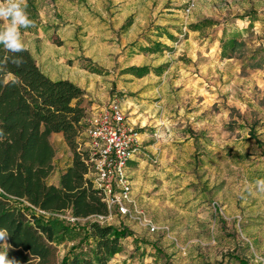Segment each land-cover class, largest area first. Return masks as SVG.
Returning <instances> with one entry per match:
<instances>
[{
	"label": "rangeland",
	"instance_id": "rangeland-1",
	"mask_svg": "<svg viewBox=\"0 0 264 264\" xmlns=\"http://www.w3.org/2000/svg\"><path fill=\"white\" fill-rule=\"evenodd\" d=\"M128 1L119 11L109 0H26L29 19L55 43L57 28L85 14L109 25L103 40L116 50L105 65L115 73L104 79L130 121L141 119L130 213L102 220L133 235L109 264H239L235 256L264 264V192L255 184L264 179V0ZM121 12H132L122 26ZM207 19L215 24L194 30ZM230 38L238 45L224 52ZM130 65L150 72L137 77ZM50 140L49 182L71 159L63 139ZM79 241L57 244L58 263Z\"/></svg>",
	"mask_w": 264,
	"mask_h": 264
},
{
	"label": "trees",
	"instance_id": "trees-1",
	"mask_svg": "<svg viewBox=\"0 0 264 264\" xmlns=\"http://www.w3.org/2000/svg\"><path fill=\"white\" fill-rule=\"evenodd\" d=\"M214 24L207 19L193 27ZM237 45L230 38L223 50ZM154 46L147 51L161 47ZM12 55L0 44V228L9 233L0 251L18 264H109L133 232L90 220L108 217L110 209L92 179L90 154L80 140L86 130L85 91L69 80L49 78L28 49L16 54L23 57L20 67L8 61ZM126 72L143 77L150 68L130 66ZM53 133L63 134L73 154L59 185L48 182L56 155ZM67 213L79 221L65 224L60 215ZM74 235L80 241L58 263L57 244ZM234 259L249 264L240 256Z\"/></svg>",
	"mask_w": 264,
	"mask_h": 264
},
{
	"label": "crops",
	"instance_id": "crops-1",
	"mask_svg": "<svg viewBox=\"0 0 264 264\" xmlns=\"http://www.w3.org/2000/svg\"><path fill=\"white\" fill-rule=\"evenodd\" d=\"M109 1L119 5V11H123L124 6L129 4L128 0ZM124 1L126 2L123 3ZM70 12L74 15L73 11ZM122 14L121 12L120 18L118 14H115L112 18L113 21L115 18H119L120 26L131 16L132 12ZM70 26V28L63 30L57 28L55 34L60 37L61 43H55L51 31L44 22L37 23L34 27L21 28V39L27 45V49L30 50L40 69L49 78L52 80H69L85 91V105H87L88 110L87 117L82 124L87 127V118L98 109L109 105L114 99L113 92H111L113 90V82L104 78L105 74L115 73V71L107 70L105 61L109 58L108 55H111L116 49L114 43L104 42L103 32L108 30L109 25L105 26L98 18L85 14L82 16V20H74ZM109 31H111L110 27ZM70 61H73L72 64ZM134 122L138 125L141 119H135ZM53 136H58L64 140L62 133H53L51 139ZM80 140L83 143V148L88 150L90 144L86 130L81 134ZM65 144L70 149L66 142ZM70 154L69 163L57 175V179L49 182V176L48 182L50 184L59 185L61 174L72 161L73 154L72 152ZM136 160L137 157L131 162ZM90 220L93 219L90 218Z\"/></svg>",
	"mask_w": 264,
	"mask_h": 264
},
{
	"label": "built area",
	"instance_id": "built-area-1",
	"mask_svg": "<svg viewBox=\"0 0 264 264\" xmlns=\"http://www.w3.org/2000/svg\"><path fill=\"white\" fill-rule=\"evenodd\" d=\"M86 134L92 179L110 209L108 217L128 215L132 202L129 164L140 153L143 143L139 127L130 121L122 103L115 98L87 118ZM108 217H95V220L104 224L102 220ZM70 221L79 219L71 215ZM148 225L152 231L156 230L151 222Z\"/></svg>",
	"mask_w": 264,
	"mask_h": 264
},
{
	"label": "clouds",
	"instance_id": "clouds-1",
	"mask_svg": "<svg viewBox=\"0 0 264 264\" xmlns=\"http://www.w3.org/2000/svg\"><path fill=\"white\" fill-rule=\"evenodd\" d=\"M26 8V0H0V21H7L0 29V44L7 52L13 54L8 61L17 67H20L24 61L23 57L16 54L27 50V45L21 39L20 29L34 27V22L29 19ZM255 184L264 192V179H257ZM8 237V229L0 228V241H6ZM0 264H18V261L9 258L7 251H0Z\"/></svg>",
	"mask_w": 264,
	"mask_h": 264
}]
</instances>
